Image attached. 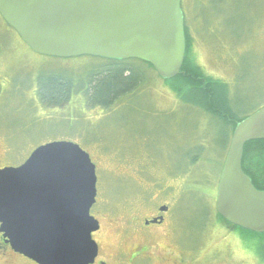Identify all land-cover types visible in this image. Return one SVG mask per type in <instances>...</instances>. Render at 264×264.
Listing matches in <instances>:
<instances>
[{"label":"rangeland","instance_id":"374dc122","mask_svg":"<svg viewBox=\"0 0 264 264\" xmlns=\"http://www.w3.org/2000/svg\"><path fill=\"white\" fill-rule=\"evenodd\" d=\"M205 19L209 34L202 36L189 21L193 58L205 79L230 85L237 114L264 108V0L213 2ZM5 27L0 15V168L20 166L54 141L86 150L97 167L92 215L102 226L93 238L108 264H126L121 253L137 248L147 251L148 261L139 264H264L257 236L231 229L215 210L230 145L219 121L181 103L162 78L106 113L80 94L64 108H45L34 97L41 73L78 77L95 63L39 55L11 28L18 41L7 39ZM163 206L169 207L163 226L136 225Z\"/></svg>","mask_w":264,"mask_h":264},{"label":"water","instance_id":"95a60500","mask_svg":"<svg viewBox=\"0 0 264 264\" xmlns=\"http://www.w3.org/2000/svg\"><path fill=\"white\" fill-rule=\"evenodd\" d=\"M0 15L46 57L138 60L164 80L179 76L186 57L182 0H0ZM257 140H264V108L234 131L216 209L232 225L264 234V191L242 168L246 144ZM97 182L96 165L80 145L38 147L21 166L0 169V233L37 264H95Z\"/></svg>","mask_w":264,"mask_h":264},{"label":"trees","instance_id":"16d2710c","mask_svg":"<svg viewBox=\"0 0 264 264\" xmlns=\"http://www.w3.org/2000/svg\"><path fill=\"white\" fill-rule=\"evenodd\" d=\"M217 1L221 4L223 0H182L185 18L186 58L180 75L172 80H165V82L170 85L169 89L181 103L183 102L186 106L219 121L224 130L221 135L225 134L226 139L231 142L237 124L253 113L237 114L234 108L236 103L232 101L230 85L217 79H205V73L193 58L194 40L189 27V23L193 21V23H197L196 34L200 36L209 34L203 23L207 21L205 12L207 8H211L213 2ZM189 12L193 16L191 20ZM9 28L11 27L4 28L7 39L11 38V42L12 40L18 41L17 38L15 40L12 37ZM17 37L21 39L18 34ZM87 59L94 62L95 66L83 71L78 77L60 72L41 73L37 79L34 95L37 103L48 109L64 108L69 104L73 95L80 94L86 100L87 105L100 108L106 113L118 102L122 100L128 102L138 97L144 92L143 86L149 80L154 85L156 84L155 78H161L151 65L138 60L116 61L96 57H88ZM202 154L204 151L201 152ZM197 161L194 160L193 164ZM243 171L251 178L256 189L264 191V140L251 141L246 144ZM204 184L208 183L204 181ZM217 215L220 222L231 229L239 230L242 233L248 232L253 237L257 236V241L260 243L258 246L256 245V251L258 255L264 252V234L253 233L234 226L218 213Z\"/></svg>","mask_w":264,"mask_h":264},{"label":"flooded vegetation","instance_id":"af4514ba","mask_svg":"<svg viewBox=\"0 0 264 264\" xmlns=\"http://www.w3.org/2000/svg\"><path fill=\"white\" fill-rule=\"evenodd\" d=\"M97 202H98V200H97ZM97 202H96L94 208L96 207ZM161 208H163V207L156 209L157 213L152 218H144V220L136 222V225H138L139 228H143V227L147 228V227L152 226V225H155L156 228L163 226L166 222V215H168L169 209L167 210V212L162 213L160 211ZM161 218L163 219L162 222H159L158 224H152L151 223L152 221L157 220V219L159 220ZM101 228H102V226H101V222H100L99 232L101 231ZM97 234H98V232H97ZM94 240L97 242L98 247H99V255L95 261V264H108L107 261H104L101 259V257H102L101 243L96 239H94ZM134 252H133L134 254L133 253L126 254L124 252L121 253V255L124 256L123 258L126 257V259H125L126 264H139V262H137V261H141V260H144L145 262L148 261V259L145 257V254L147 253L146 250H144L142 248L141 249L137 248L136 251H134ZM0 260L2 261L1 264L2 263L3 264H9V262H12V261H15L16 263H19V264H25L26 262L23 260H26L30 263L35 264V262H33L32 260L26 258L25 256H23L19 253H16L12 249L10 244L7 243L6 239L4 238L3 234H1V233H0Z\"/></svg>","mask_w":264,"mask_h":264}]
</instances>
